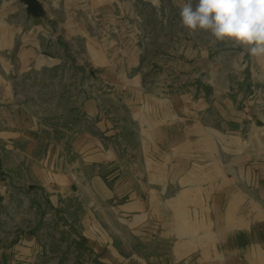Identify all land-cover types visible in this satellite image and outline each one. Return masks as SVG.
<instances>
[{"label": "rangeland", "instance_id": "rangeland-1", "mask_svg": "<svg viewBox=\"0 0 264 264\" xmlns=\"http://www.w3.org/2000/svg\"><path fill=\"white\" fill-rule=\"evenodd\" d=\"M185 2L0 0V264L24 234L21 264H108L120 235L135 264L163 230L131 192L186 169L222 213L244 198L264 253V57L190 32Z\"/></svg>", "mask_w": 264, "mask_h": 264}, {"label": "crops", "instance_id": "crops-1", "mask_svg": "<svg viewBox=\"0 0 264 264\" xmlns=\"http://www.w3.org/2000/svg\"><path fill=\"white\" fill-rule=\"evenodd\" d=\"M172 176L170 172L163 174V178ZM175 177L185 180V185L180 184L176 191L162 187L156 192L149 188L148 201L131 192L132 202L125 207L135 212L134 218L140 222L147 213L154 227L163 230L158 238L148 239L147 256L132 251L133 263L144 264L143 259H147V264H220L222 259L223 264H258L256 261L264 259L258 221L242 196L234 192L222 213L217 192L199 188L198 169H186ZM118 237L121 245L107 246L101 255L108 264H123L124 237ZM34 243L35 237L22 236L14 256L19 264L27 259L26 254Z\"/></svg>", "mask_w": 264, "mask_h": 264}, {"label": "clouds", "instance_id": "clouds-1", "mask_svg": "<svg viewBox=\"0 0 264 264\" xmlns=\"http://www.w3.org/2000/svg\"><path fill=\"white\" fill-rule=\"evenodd\" d=\"M179 16L190 32L206 31L216 41L264 57V0H186Z\"/></svg>", "mask_w": 264, "mask_h": 264}]
</instances>
